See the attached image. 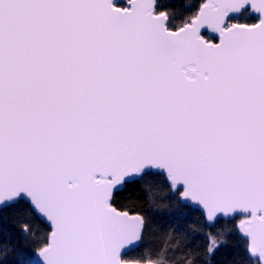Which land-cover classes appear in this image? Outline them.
Returning <instances> with one entry per match:
<instances>
[{
    "label": "snow or ice",
    "instance_id": "6c2138e0",
    "mask_svg": "<svg viewBox=\"0 0 264 264\" xmlns=\"http://www.w3.org/2000/svg\"><path fill=\"white\" fill-rule=\"evenodd\" d=\"M0 264H264V0H0Z\"/></svg>",
    "mask_w": 264,
    "mask_h": 264
},
{
    "label": "trees",
    "instance_id": "16d2710c",
    "mask_svg": "<svg viewBox=\"0 0 264 264\" xmlns=\"http://www.w3.org/2000/svg\"><path fill=\"white\" fill-rule=\"evenodd\" d=\"M13 242H15V241H13Z\"/></svg>",
    "mask_w": 264,
    "mask_h": 264
}]
</instances>
